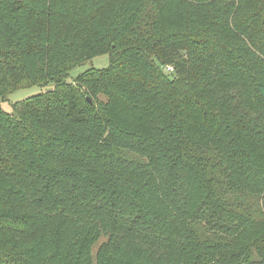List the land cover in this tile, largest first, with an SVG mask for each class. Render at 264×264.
Instances as JSON below:
<instances>
[{
	"label": "trees",
	"instance_id": "trees-1",
	"mask_svg": "<svg viewBox=\"0 0 264 264\" xmlns=\"http://www.w3.org/2000/svg\"><path fill=\"white\" fill-rule=\"evenodd\" d=\"M256 1L0 0V264H264Z\"/></svg>",
	"mask_w": 264,
	"mask_h": 264
},
{
	"label": "rangeland",
	"instance_id": "rangeland-1",
	"mask_svg": "<svg viewBox=\"0 0 264 264\" xmlns=\"http://www.w3.org/2000/svg\"><path fill=\"white\" fill-rule=\"evenodd\" d=\"M258 1L253 3V9L251 8L249 10V15L250 16L251 15H254V16L259 15L260 17H264V13H259V11H257ZM259 5L261 6V3H259ZM19 49H20V47H19ZM107 64H108V58L105 54L104 55L102 54L100 56L95 57L92 61H87V63L83 64L82 66L75 68L71 72V76H75L76 74H78L82 70L87 69L89 67L103 69L107 66ZM51 88H53V84H48L45 86L35 85V86H28V87L19 88L15 91L10 92L5 97H0V107L4 111L11 113L12 112V104L14 102L21 101V100H24L26 98H29L30 96L36 95L38 93L48 91ZM105 239H107V237L105 235L101 236V238L94 245L91 246L90 251H91V255H92V264H94L96 262L95 257H96V252H97V246L99 245V243H101ZM34 242H37V241L35 240ZM31 244L33 245L35 243L31 242ZM56 253L57 252L54 250V242L50 243V241H47V240L45 242V245H43V247L41 246L36 251L38 258L39 257L43 258L47 255H50V258L48 259L47 264H85L83 255H80V257L77 259L73 256L68 257L66 255H64L63 257H60V256H57ZM101 264H104V263H101ZM112 264H128V262H125L122 258L119 261H116V263H112Z\"/></svg>",
	"mask_w": 264,
	"mask_h": 264
},
{
	"label": "built area",
	"instance_id": "built-area-1",
	"mask_svg": "<svg viewBox=\"0 0 264 264\" xmlns=\"http://www.w3.org/2000/svg\"><path fill=\"white\" fill-rule=\"evenodd\" d=\"M167 71H171V68L170 67H167V69H166Z\"/></svg>",
	"mask_w": 264,
	"mask_h": 264
},
{
	"label": "water",
	"instance_id": "water-1",
	"mask_svg": "<svg viewBox=\"0 0 264 264\" xmlns=\"http://www.w3.org/2000/svg\"><path fill=\"white\" fill-rule=\"evenodd\" d=\"M88 99V98H87Z\"/></svg>",
	"mask_w": 264,
	"mask_h": 264
}]
</instances>
